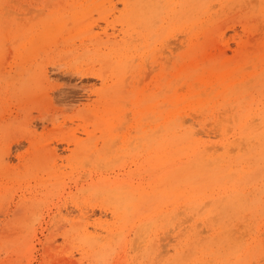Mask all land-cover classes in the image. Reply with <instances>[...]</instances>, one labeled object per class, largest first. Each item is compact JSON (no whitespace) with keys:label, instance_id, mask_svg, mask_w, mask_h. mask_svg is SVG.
<instances>
[{"label":"rangeland","instance_id":"obj_1","mask_svg":"<svg viewBox=\"0 0 264 264\" xmlns=\"http://www.w3.org/2000/svg\"><path fill=\"white\" fill-rule=\"evenodd\" d=\"M56 15L67 28L45 40ZM169 94L181 100L177 130L185 129L175 144L189 141L179 136L191 127L201 150H210L200 160L210 167L194 157L201 174L175 184L204 177L223 180L221 188L188 204L168 196L149 208L125 207L120 196L163 184L153 182L163 176L156 150L165 132L151 127L162 122L157 112L169 109ZM205 94L214 103L203 109ZM263 123L264 0H0V264H236L239 257L264 264ZM96 232L102 240L85 243L84 233Z\"/></svg>","mask_w":264,"mask_h":264},{"label":"bare ground","instance_id":"obj_2","mask_svg":"<svg viewBox=\"0 0 264 264\" xmlns=\"http://www.w3.org/2000/svg\"><path fill=\"white\" fill-rule=\"evenodd\" d=\"M130 1V0H129ZM194 1V0H193ZM183 3V2H182ZM195 3H196V1H195ZM146 4H148L147 2H146ZM205 4V3H204ZM243 4V3H242ZM140 5H143V4H140ZM174 5V4H173ZM188 5V4H187ZM199 5H201V4H196V6H199ZM216 5V4H215ZM131 6V5H130ZM144 6H146V5H144ZM150 6V5H149ZM153 6V5H152ZM159 5H155V7H158ZM181 6H183V5H180V7ZM133 7V6H132ZM135 7V6H134ZM147 7V6H146ZM154 7V6H153ZM153 7H151V8H153ZM201 7H202V5H201ZM206 7V6H205ZM215 7V6H214ZM130 8V7H129ZM164 8V7H163ZM203 8V7H202ZM139 9V8H138ZM154 9H157V8H154ZM154 9H152V10H154ZM162 8H160V7H158V10H161ZM165 9V8H164ZM56 10V9H55ZM58 10V9H57ZM157 10V11H158ZM166 10V9H165ZM192 10V9H191ZM190 10V11H191ZM196 10H198V9H196ZM195 10V11H196ZM142 11V10H141ZM145 11V10H144ZM172 11L173 12H176V10H174V9H172ZM189 11V12H190ZM61 12V11H60ZM160 12H162V11H160ZM173 12H172V14H173ZM188 12V13H189ZM53 13V12H52ZM57 13H59V11L57 12ZM57 13H53V14H57ZM141 12H139V14H140ZM147 13V12H146ZM157 13V12H156ZM159 13V12H158ZM163 13V12H162ZM191 13V12H190ZM192 13H194L193 11H192ZM191 13V14H192ZM42 14V13H41ZM60 14H62V13H60ZM78 14H81V13H78V12H75V13H72V15L74 16V17H78ZM142 14H143V12H142ZM148 14V13H147ZM150 14V13H149ZM171 14V13H170ZM177 14H178V12H177ZM177 14H176V16H177ZM196 14H199V13H196ZM83 15V14H82ZM85 15V14H84ZM141 15V14H140ZM139 15V16H140ZM155 15V14H154ZM159 15V17L161 16L160 15V13L158 14ZM168 15V14H167ZM194 14H192V16H193ZM50 17H52V15H49ZM56 16H58V15H56ZM173 16H175V15H173ZM175 16V17H176ZM179 16V15H178ZM190 16V15H189ZM189 16H187V17H189ZM50 17H49V19H50ZM62 16L61 15H59L57 18H59V19H54V21H53V24L51 25V27L49 28V30H47V32L45 33V35L43 36V38H45V40H49L48 38H51V37H53L56 33H59V32H62L65 28H67V26L64 28V24H63V21H62V18H61ZM66 17V16H65ZM69 17V16H68ZM84 17V16H83ZM131 17H132V15H131ZM141 18L143 17V15L142 16H140ZM191 17V16H190ZM197 17V16H196ZM52 18H54V17H52ZM80 18V17H79ZM169 18H171V17H169ZM177 18V17H176ZM198 18V17H197ZM167 19V18H166ZM175 19V18H174ZM174 19L172 18V20L174 21ZM46 20V19H45ZM48 20V19H47ZM144 20H145V18H144ZM193 20V19H192ZM167 21H168V19H167ZM137 22V21H136ZM142 22H143V19H142ZM166 22V21H165ZM170 23V22H169ZM43 24V23H42ZM70 24V23H69ZM137 25H136V27L138 26V23H136ZM179 24V22H178V20L177 21H175V22H173L172 23V25H171V27H169L168 28V31L169 30H171V28H174L175 26H177ZM44 25V24H43ZM140 25H142V24H140ZM164 26H165V24H164ZM139 27H141V26H139ZM145 27V26H144ZM48 28V27H47ZM69 28V27H68ZM157 28V27H156ZM177 28V27H176ZM138 29V28H137ZM166 29V28H165ZM167 30V29H166ZM158 31V30H157ZM162 30H160V32H161ZM170 32V31H169ZM162 33V32H161ZM163 33H165V32H163ZM120 34V33H119ZM158 34L159 33H157L156 35L158 36ZM163 35V34H162ZM162 37V36H161ZM116 40V42H117V38L115 39ZM113 43V42H112ZM118 44H119V42H118ZM118 46V45H117ZM114 50H115V48H113ZM112 52V51H111ZM166 53V52H165ZM126 54L127 53H125V55H120V57H117L118 58V68H124V66H126L125 64H126V62H128V60L126 61V58H127V56H126ZM112 55V54H111ZM129 58V57H128ZM109 63V62H108ZM174 68V67H173ZM175 69V68H174ZM119 70H122V69H119ZM124 70V69H123ZM173 72L175 71V70H172ZM128 72V71H127ZM46 73V72H45ZM31 74V73H30ZM167 74H170V76L172 77V78H176V75H175V72L174 73H167ZM46 76V75H45ZM169 76V75H168ZM167 76V77H168ZM50 77V76H49ZM195 77V76H194ZM46 78H47V76H46ZM45 78V79H46ZM129 78V77H128ZM197 80V79H196ZM42 81V79L41 80H39L38 82H39V84H40V82ZM166 81H167V79H166ZM203 81V80H202ZM163 83V82H162ZM167 83V82H166ZM172 83H173V80L172 79H170V80H168V85H172ZM224 83V82H223ZM165 85V84H164ZM173 86V85H172ZM195 87V86H194ZM160 88H163V87H160ZM221 88V87H220ZM165 89H163V91H164ZM215 90V89H214ZM225 90V89H224ZM174 91V90H173ZM207 91V90H206ZM205 91V92H206ZM220 91V90H219ZM169 92V91H168ZM166 93V92H165ZM176 93V92H175ZM204 93V92H203ZM213 94V93H212ZM170 95V94H169ZM168 95V97L167 96H165V97H167V101H165L166 102V104H169V109H167V110H165V111H158L157 112V115H158V117H160L161 119H162V122L161 123H157V122H155V124L154 125H152V127H151V130L153 129V130H155V132H156V130L158 131V132H165L164 133V135L162 136V139H160L159 141H158V144H159V149H157L156 150V153H157V156H156V158H157V162H158V167H159V169L161 170V172H162V177H160L158 180H155L154 182H153V185H158V183H160L161 184V182L163 183L162 185H161V187H154V186H152L151 188H152V190L150 191V192H146V193H142L141 192V194L140 195H138V194H136V193H134V191H130L129 192V195H128V197L127 196H120L119 198L121 199L120 200V202L122 203V205H125V207H126V205H130V206H133V205H138V209L137 210H139L140 209V207H142L143 206V208H149V206H151V205H153V204H151V202H153V200H157V201H159V200H161V204H163V202L166 200V198L168 197V196H170V199L168 200V202L169 201H173L174 200V202L175 201H177V200H180L181 198H185V201L187 202V201H192V200H199L200 198L202 199V197H201V193L203 192V191H205V190H214V187L215 186H217V188H221V187H219V186H221V182L223 181H220L219 179L217 180H213L212 182H210L209 184L207 183V184H205V182H208V181H205L204 180V177H202V179H199V180H202V184H199V185H195V183L193 182L194 180H190V181H192L191 183L189 182V184L186 186V188H184L182 185H181V183L180 184H175L176 183V181H177V179H179V177L181 178V177H183V176H185V175H190V174H192L193 176L195 175V174H197L198 176H199V174H201V173H197L198 172V164L196 163V161H194V157H199L200 156V159H199V161L202 159L203 160V155H205L206 153L205 152H207V153H209L210 152V150H209V152L207 151V149H206V151L203 149V150H201V146L199 145H197V142L198 141H196L195 139H193L192 138V133H190V131H188L191 127H189V129H186L187 131H185L184 133H182V134H184V135H181V136H179V138L180 139H182V138H186V139H188L189 141L186 143L185 142V144H183V146H181L180 145V143L179 144H175V142H176V139L175 138H177V136L179 135H177V132H183V130H185V129H181L182 128V124H179V126L181 127V128H179L178 130H177V128H178V119L180 118V108L179 107H181V106H179V104H181V100L179 99V98H177L176 97V94H174V95H170L169 96ZM207 97H206V99H202L201 101H200V103H199V105L203 108V109H205L206 108V104H209V103H211V102H213L214 103V100H211V99H209V97H208V94H205ZM209 95H211V93H209ZM216 96H218V94L216 95ZM184 96H180V98L182 99ZM218 99V98H217ZM166 100V99H165ZM190 100V99H189ZM163 101H164V99H163ZM199 101V99L197 100V102ZM189 102V101H188ZM187 102V103H188ZM195 101H193V102H191V104L192 103H194ZM190 103V102H189ZM162 104H164V103H162ZM165 104V105H166ZM198 104V103H197ZM196 104V105H197ZM159 105H161V103H159ZM165 105H164V108H165ZM193 105V104H192ZM187 106V105H186ZM161 107H163L162 105L159 107V108H161ZM168 107V106H167ZM185 107V106H184ZM188 107V106H187ZM194 107V106H193ZM191 108V107H190ZM208 108H210V107H208ZM184 109V108H183ZM182 109V110H183ZM195 109V108H194ZM196 110V109H195ZM222 110V109H221ZM192 111H194V110H192ZM207 111H208V109H207ZM206 111V112H207ZM210 111V110H209ZM197 112V111H196ZM211 112V111H210ZM139 113V112H138ZM181 113H182V111H181ZM209 114V113H208ZM228 114H229V112H228ZM250 114V113H249ZM257 114V113H256ZM218 115V114H217ZM248 115V114H247ZM247 115L245 116V118L247 117ZM262 115V114H261ZM234 116V115H233ZM182 117V116H181ZM184 117V116H183ZM196 117V116H195ZM200 117V116H199ZM197 118V117H196ZM225 118H229L228 116H226ZM232 118V117H231ZM234 118V117H233ZM244 118V117H243ZM242 118V119H243ZM185 119V118H184ZM189 119V118H188ZM239 119H240V117H239ZM252 119V118H251ZM254 119V118H253ZM252 119V120H253ZM197 120H199L198 118H197ZM218 120H220V119H218ZM244 120V119H243ZM256 119H254L253 121H255ZM259 120V119H258ZM182 121V120H181ZM184 121V120H183ZM182 121V122H183ZM221 121L222 122H224V121H226V120H222L221 119ZM233 121V120H232ZM236 121V120H235ZM239 121H241V119L239 120ZM244 121H247V120H244ZM251 121V120H250ZM253 121H251V123L253 122ZM257 121V120H256ZM256 121H255V123H256ZM260 122H261V120H259ZM160 122V121H159ZM179 122H180V119H179ZM217 122V121H216ZM249 122V121H248ZM188 123V122H187ZM199 123H200V121H199ZM219 123V122H218ZM227 123V122H226ZM225 123V124H226ZM241 123V122H240ZM239 123V124H240ZM254 123V122H253ZM183 124H185V121H184V123ZM229 124V123H228ZM242 124H243V122H242ZM264 124V123H263ZM217 125V124H216ZM248 125V124H247ZM235 126V125H234ZM245 126V125H244ZM251 126V125H250ZM184 127V126H183ZM217 127H220V126H217ZM249 127V126H248ZM255 127V126H254ZM257 127V126H256ZM214 128V130H216L215 129V127H213ZM225 128H229V127H225ZM235 128V127H234ZM247 128V127H246ZM181 129V130H180ZM233 129V128H232ZM261 130H262V128H261ZM220 130H218V132H219ZM230 131H231V129H230ZM262 131H264V129L262 130ZM225 132H226V130H225ZM35 133V132H34ZM195 133H197V132H195ZM229 133V132H228ZM192 134V135H191ZM216 134V133H215ZM261 134V133H260ZM264 134V133H263ZM208 135H209V133H208ZM254 135H255V133H254ZM151 136V135H150ZM185 136V137H184ZM227 136V135H226ZM251 136V135H250ZM257 136V135H256ZM259 136V135H258ZM262 136V135H261ZM202 137V136H201ZM205 137V136H204ZM209 138H210V135L208 136ZM246 137V136H245ZM253 137V136H252ZM255 137V136H254ZM111 138V137H110ZM232 138V137H231ZM241 138H242V136H241ZM257 138V137H256ZM263 138V137H262ZM244 139V138H243ZM258 139V138H257ZM203 140V139H202ZM201 140V141H202ZM224 140H226V139H224ZM232 140V139H231ZM235 140V139H234ZM250 139H248V140H246L245 139V141H249ZM187 141V140H186ZM204 141H206V140H204ZM260 141H262V140H260ZM178 142H180V141H178ZM209 142V141H208ZM223 142V141H222ZM242 142V141H241ZM240 142V143H241ZM252 142V141H251ZM254 143H255V141H253ZM199 143V142H198ZM219 143H220V141H219ZM264 143V142H263ZM207 144V143H206ZM218 144V143H217ZM216 144V145H217ZM245 144H246V142H245ZM248 144V143H247ZM259 144H261V143H258L257 145H259ZM79 145V144H78ZM115 145V144H114ZM113 145V146H114ZM178 145H180V146H178ZM202 145V144H201ZM212 145V144H211ZM222 145H226V148H228V145H229V142H226V141H224L223 143H222ZM242 145V144H241ZM240 144H239V146H241ZM251 146H253V145H250V147ZM79 147V146H78ZM207 147V146H206ZM213 146H211V148H212ZM215 147V146H214ZM213 147V148H214ZM255 147V146H254ZM261 147V146H260ZM81 148H85V147H81ZM205 148V147H204ZM212 148V149H213ZM218 148V147H217ZM217 148H215V150L217 149ZM240 148H242V147H240ZM243 148H244V146H243ZM256 148H257V146H256ZM230 149V148H229ZM234 149H236V148H234ZM253 149V148H252ZM255 149V148H254ZM258 149H259V147H258ZM262 149H263V147H262ZM79 150V149H78ZM88 150V149H87ZM90 150H91V148H90ZM227 150V149H226ZM225 150V151H226ZM83 151H84V149H83ZM83 151H81V152H83ZM212 151V150H211ZM217 151V150H216ZM219 151V150H218ZM228 151H230V150H228ZM232 151V150H231ZM242 151L244 152V149H242ZM248 151H250V153H251V150H250V148H249V150ZM254 151V150H253ZM252 151V152H253ZM234 152H237V151H234ZM264 152V151H263ZM263 152H259L257 155H262V153ZM85 153V152H84ZM119 153V152H118ZM203 153H205V154H203ZM214 153V152H213ZM238 153H240V150H239V152ZM238 153H237V155H238ZM248 153V152H247ZM220 154H222V153H220ZM230 154V153H229ZM249 154V153H248ZM248 154L246 155H244V156H248ZM252 154V153H251ZM180 155H184L183 157H185V155H187V161L186 162H183V161H181V160H179V159H181L182 157L180 156ZM242 153H241V157L240 158H243L242 156ZM256 155V156H257ZM202 156V157H201ZM212 156V155H211ZM220 156V155H219ZM221 156H223V155H221ZM228 156V155H227ZM235 156V155H234ZM238 156H240V154L238 155ZM237 156V157H238ZM209 157V156H208ZM213 157H215V156H213ZM224 157V156H223ZM229 157V156H228ZM231 157V156H230ZM233 157V156H232ZM231 157V158H232ZM236 157V156H235ZM251 156H249V158H250ZM20 158V157H19ZM217 158V157H216ZM219 158V157H218ZM245 158V157H244ZM258 158V157H257ZM257 158H254V161H255V159H257ZM264 158V157H263ZM220 159V158H219ZM234 159V158H233ZM253 159V157L251 158V160ZM212 160V159H211ZM222 160V159H221ZM220 160V161H221ZM227 160H230V159H227ZM259 160V159H258ZM205 161V160H204ZM218 161V160H217ZM231 161V160H230ZM239 161V160H238ZM248 161V160H247ZM250 161V160H249ZM156 162V161H155ZM201 162V161H200ZM209 162V161H208ZM214 162V161H213ZM226 162V161H225ZM242 162H244L243 160H242ZM183 163H185V164H187L186 166L184 165L183 166ZM201 163H204L203 161L201 162ZM220 163H222V162H220ZM218 164L217 162H216V165L215 166H217V164H218V166H220L221 164ZM240 163V162H239ZM245 163V162H244ZM258 163H260V162H258ZM196 164H197V166H196ZM212 164V163H211ZM232 164V163H231ZM230 164V165H231ZM235 164V163H234ZM247 164V163H246ZM204 165H206L207 166V168L208 167H210L211 165H208V163L207 164H205L204 163ZM213 165V164H212ZM229 165V164H228ZM227 164L225 165V166H228ZM236 165V164H235ZM262 166H263V164H261ZM214 166V165H213ZM222 167L224 166V165H221ZM199 167H201V165L199 166ZM229 167V166H228ZM232 167V166H231ZM231 167H229V168H231ZM235 167V166H234ZM206 168V167H205ZM213 168H215V167H213ZM217 168V167H216ZM225 169L227 168V167H224ZM223 168V169H224ZM220 169H222L221 167H220ZM229 170V169H228ZM225 171V170H224ZM223 171V172H224ZM231 171V170H230ZM261 171H262V169H261ZM205 172V171H204ZM214 172H216V171H214ZM218 172H219V170H218ZM239 172V171H238ZM253 172V171H252ZM251 172V173H252ZM208 173V172H207ZM210 173H212V174H210ZM227 173V172H226ZM233 173V172H232ZM242 173V172H241ZM262 173V172H261ZM205 174H206V172H205ZM209 175H213V171L211 172H209L208 173ZM228 175L230 174V172L229 173H227ZM226 174V175H227ZM235 174V173H234ZM237 174V173H236ZM250 174V173H249ZM254 174V173H253ZM204 174H202V176H203ZM209 175H206V176H209ZM224 176V173L223 174H221V176ZM233 175V174H232ZM246 175V174H245ZM252 175V174H251ZM262 176H263V174H261ZM173 177L172 179H174V180H172V181H170V177ZM205 176V177H206ZM215 176V175H214ZM231 176V175H230ZM229 176V177H230ZM236 176V175H235ZM258 176V175H257ZM216 177H220V176H216ZM215 177V178H216ZM227 177V176H226ZM193 178V177H192ZM223 178V177H222ZM221 178V179H222ZM241 178H243V176L241 177ZM183 179V178H182ZM209 179V178H208ZM208 179H206V180H208ZM211 179H213V178H211V176H210V180ZM224 180H226V179H224ZM238 180H240V179H238ZM245 180V179H244ZM250 180V179H249ZM185 181V180H184ZM229 181V180H228ZM232 181H233V178H232ZM241 181V180H240ZM247 181V180H246ZM243 182V181H242ZM225 183H226V181H225ZM241 183V182H240ZM246 183V182H245ZM249 183V182H248ZM247 183V184H248ZM115 184H117V187H118V185L119 186H123V184H124V182H117V183H115ZM197 184V183H196ZM234 184V183H233ZM150 185H152V184H150ZM186 185V184H185ZM237 184H235V186H236ZM240 185V184H239ZM245 185V184H244ZM111 186V185H110ZM115 186V185H114ZM129 186V185H128ZM131 186V185H130ZM164 186H166L165 187V189L164 190H158V189H161V188H163ZM223 186V185H222ZM224 186H225V184H224ZM223 186V187H224ZM227 186H229V185H226V188L225 189H227L228 187ZM238 186V185H237ZM116 187V188H117ZM113 188V187H112ZM150 188V187H149ZM203 188H204V190H203ZM257 188V187H256ZM106 189V188H105ZM223 189V188H222ZM234 189V187L233 188H231V190H233ZM245 189V188H244ZM258 189V188H257ZM138 190V189H137ZM158 190V191H157ZM228 190V189H227ZM230 190V191H231ZM217 191H218V189H217ZM222 191V190H221ZM220 191V192H221ZM229 191V190H228ZM248 191V190H247ZM264 192V191H263ZM218 193V192H217ZM238 193V192H237ZM255 193V192H254ZM204 194H206V193H203V195ZM209 194V193H208ZM221 194V193H220ZM222 195V194H221ZM224 195V194H223ZM228 195V194H227ZM232 195V194H231ZM247 195V194H246ZM245 195V196H246ZM256 195H258V194H256ZM261 195V194H260ZM207 196V195H206ZM219 196V195H218ZM243 196V195H242ZM204 197V196H203ZM231 197V196H230ZM249 197V196H248ZM258 197V196H257ZM206 198V197H205ZM236 198H237V196H236ZM239 198V197H238ZM242 198V197H241ZM249 198H251V197H249ZM255 198V197H254ZM173 199V200H172ZM220 199H223L224 200V198H220ZM247 199V198H246ZM241 200V199H240ZM259 200V199H258ZM116 201V200H115ZM156 201V202H157ZM155 202V201H154ZM178 202V201H177ZM195 202H197V201H195ZM221 202V201H220ZM240 202V201H239ZM254 202V201H253ZM176 203V202H175ZM179 203V202H178ZM182 203V202H181ZM194 203V202H193ZM198 203H199V201H198ZM202 203H205V202H202ZM208 203V202H207ZM215 203V202H214ZM161 204L159 205V207H158V209L160 208V206H161ZM177 204V203H176ZM186 204H188V202L186 203ZM185 204V205H186ZM216 204V203H215ZM219 204V203H218ZM243 206H246L247 208H249L250 207V205H248V201L246 202V200L245 201H242V203H241ZM254 204V203H253ZM155 205V204H154ZM222 205H225L224 203L222 204ZM171 206H173V205H171ZM175 206V205H174ZM179 206V205H178ZM203 206H204V204H203ZM188 207V206H187ZM198 207V206H197ZM224 207V206H223ZM227 207V206H226ZM245 207V208H246ZM264 207V206H263ZM129 208V207H128ZM163 208V207H162ZM161 208V209H162ZM174 208V207H173ZM175 208H177V207H175ZM174 208V209H175ZM183 208V207H182ZM191 208V207H190ZM201 208V207H200ZM215 208H216V205H215ZM154 209H155V206H154ZM179 209V208H178ZM183 209H185V208H183ZM192 209V208H191ZM195 209V208H194ZM199 209V208H198ZM202 209V208H201ZM201 209H199V211L201 210ZM203 209H205L204 207H203ZM147 210V209H146ZM247 210V209H246ZM117 211V210H116ZM115 211V212H116ZM135 211H136V209H135ZM152 211H155V210H152ZM152 211H151V213H152ZM158 211V210H157ZM184 211H186V209L184 210ZM188 211V210H187ZM197 211V210H196ZM195 211V212H196ZM211 211V210H210ZM209 211V212H210ZM138 212V211H137ZM150 212V211H149ZM176 212V210L174 211V213ZM203 212V211H202ZM136 213V212H135ZM169 213V215L171 214V212H168ZM168 213H166V214H168ZM178 213H181V212H178ZM201 213V212H200ZM199 213V214H200ZM204 213V212H203ZM212 213V212H211ZM238 213V212H237ZM123 214V213H122ZM122 214H117V213H115V217L117 218V219H123L122 217H123V215ZM137 214V213H136ZM164 214V213H163ZM162 214V215H163ZM177 214V213H176ZM191 214H192V212H191ZM196 214V213H195ZM198 214V213H197ZM202 214V213H201ZM220 214V213H219ZM114 215V214H113ZM135 215V214H134ZM133 215V216H134ZM148 215V214H147ZM149 215H150V213H149ZM152 215H154V214H152ZM177 215H179V214H177ZM183 215V214H182ZM194 215V214H193ZM137 218H138V216L137 215H135ZM135 216H134V218H135ZM151 216V215H150ZM155 216V215H154ZM174 216H176V215H174ZM180 216V215H179ZM209 216V215H208ZM215 216V215H214ZM147 217V216H146ZM164 217V216H163ZM162 217V218H163ZM199 217H200V215L198 216V219H199ZM202 217V216H201ZM201 217H200V219H201ZM245 217V216H244ZM243 217V218H244ZM140 218V217H139ZM151 218V217H150ZM161 218V217H160ZM160 218H158L159 220H160ZM168 218V217H167ZM171 218V217H170ZM174 218L175 217H173V219L172 220H174ZM214 218V217H213ZM231 218V217H230ZM246 218V217H245ZM125 219V218H124ZM144 219V218H143ZM176 219H178V216H177V218ZM221 219V218H220ZM138 220V219H137ZM142 220V219H141ZM150 220V219H149ZM154 220V219H153ZM162 220V219H161ZM169 220V219H168ZM171 220V219H170ZM182 220V219H181ZM190 220V219H189ZM147 221V220H146ZM157 221V220H156ZM165 221V220H164ZM186 221H187V219H186ZM203 221V220H202ZM204 221H205V219H204ZM212 221V220H211ZM228 221V220H227ZM123 222V221H122ZM142 222H144V221H142ZM149 222V221H148ZM158 222V221H157ZM156 222V223H157ZM171 222V221H170ZM177 222H178V220H177ZM184 222V221H183ZM223 222V221H222ZM137 223V222H136ZM154 223V222H153ZM152 223V224H153ZM164 223V222H163ZM172 223V222H171ZM186 223V222H185ZM220 223V222H219ZM144 224V223H143ZM143 224L142 225H140V226H143ZM158 224V223H157ZM199 224V223H198ZM198 224H196V225H198ZM205 224V223H204ZM149 225H151V223L149 224ZM164 225V224H163ZM186 225V224H185ZM200 225V224H199ZM152 226V225H151ZM155 226V225H154ZM206 226V225H205ZM235 226V225H234ZM148 227V226H147ZM150 227V226H149ZM156 227V226H155ZM158 227V226H157ZM177 227H178V225H177ZM197 227V226H196ZM236 227V226H235ZM109 228V227H108ZM111 228V227H110ZM140 228H142V227H140ZM144 228V227H143ZM197 228H199V226L197 227ZM197 228H196V230H197ZM238 228V227H237ZM241 228V227H240ZM120 229V228H119ZM118 229V230H119ZM175 229H176V227H175ZM195 229V228H194ZM96 230H97V228H96ZM99 230H103V228H100ZM140 230V229H139ZM182 230V229H181ZM180 230V231H181ZM203 231L202 232H205L204 231V228L202 229ZM234 230V229H233ZM233 230H232V232H233ZM252 230V229H251ZM111 230L110 229H107L106 231H104V232H107V233H109ZM115 231V230H114ZM146 231H148V230H146ZM153 231V230H152ZM189 231H190V229H189ZM208 231H210L209 229H208ZM226 231V230H225ZM249 231V230H248ZM100 232V231H99ZM122 232V231H121ZM137 232V231H136ZM173 232V231H172ZM171 232V233H172ZM201 232V231H200ZM201 232V233H202ZM252 232H253V230H252ZM111 233V232H110ZM116 233V232H115ZM139 233H140V231H139ZM142 233H143V230H142ZM175 233V232H174ZM198 233V232H197ZM201 233H198V234H201ZM84 234H86V235H84L83 236V238L86 240L85 241V243H87V242H89V241H91L92 239L94 240V239H101V238H99L98 236H99V234L100 233H98V232H96V234L97 235H95V236H93V235H90V234H87V233H84ZM112 235H113V233H111ZM125 234V233H124ZM141 234V233H140ZM144 234V233H143ZM142 234V235H143ZM146 234H147V232H146ZM149 234V233H148ZM166 234V233H165ZM164 234V235H165ZM196 234V233H195ZM224 234V233H223ZM167 235H169V234H167ZM166 235V236H167ZM188 235V234H187ZM241 235V234H240ZM102 236V235H101ZM110 236V235H109ZM195 236H197V235H195ZM194 236V237H195ZM106 237V236H105ZM111 237V236H110ZM139 237H141V236H139ZM138 237V238H139ZM244 237V236H243ZM242 237V238H243ZM264 237V236H263ZM177 238V237H176ZM175 238V239H176ZM189 238V237H188ZM205 238V237H204ZM235 238V237H234ZM241 238V239H242ZM257 238V237H256ZM79 239H81V238H79ZM104 239V238H103ZM121 239V238H120ZM160 239H161V237H160ZM163 239V238H162ZM195 239V238H194ZM229 239V238H228ZM92 240V241H93ZM102 240V239H101ZM105 240V239H104ZM126 240V239H125ZM135 240H137V237L135 236ZM142 240H143V238H142ZM181 240V239H180ZM213 240V239H212ZM236 240V239H235ZM146 241H148V240H146ZM145 241V242H146ZM193 241V240H192ZM228 241V240H227ZM226 241V242H227ZM81 242V241H80ZM82 242H83V240H82ZM151 242V241H150ZM173 242V241H172ZM194 242V241H193ZM200 242H202V241H200ZM210 242V241H209ZM215 242V241H214ZM264 242V241H263ZM96 243H99V242H97L96 241ZM192 243V242H191ZM211 243V242H210ZM149 244V243H148ZM184 244V243H183ZM188 244V243H187ZM195 244V243H194ZM247 244H248V242H247ZM134 246H135V244H133ZM138 245H139V243H138ZM161 245V244H160ZM225 245V244H224ZM243 245V244H242ZM241 245V246H242ZM94 246V245H93ZM169 246V245H168ZM195 246H196V244H195ZM194 246V247H195ZM198 246V245H197ZM208 246H209V244H208ZM223 246V245H222ZM164 247H165V245H164ZM163 247V248H164ZM239 247V246H238ZM198 248V247H197ZM204 248V247H203ZM240 248V247H239ZM243 248H244V246H243ZM192 249V248H191ZM195 249V248H194ZM248 249V248H247ZM188 250V249H187ZM205 250V249H204ZM162 251V250H161ZM168 251V250H167ZM180 252V251H179ZM186 252V251H185ZM217 252V251H216ZM236 252V251H235ZM241 252V251H240ZM243 252V251H242ZM247 252V251H246ZM160 253V252H159ZM161 253H163V251L161 252ZM161 253L158 255V256H160L161 255ZM189 254H190V251L188 252ZM205 253V252H204ZM217 253H219V252H217ZM233 253H234V251H233ZM151 254V253H150ZM184 254V253H183ZM183 254H182V256H183ZM241 254V253H240ZM239 254V255H240ZM243 254V253H242ZM229 255V254H228ZM213 256V255H212ZM222 256V255H221ZM232 256V255H231ZM203 257V256H202ZM204 257H206V256H204ZM211 257V256H210ZM214 257V256H213ZM226 257V256H225ZM243 257V256H242ZM254 257V256H253ZM179 258H180V253H179ZM195 258V257H194ZM189 259V258H188ZM219 259V258H218ZM221 259V258H220ZM233 259V258H232ZM238 259V261H237V263L236 264H241V262H240V257L239 258H237ZM236 259V260H237ZM181 260H182V258H181ZM205 260V259H204ZM212 260V259H211ZM214 260V259H213ZM216 260V259H215ZM179 261V260H178ZM195 261H199V260H195ZM206 261H207V259H206ZM228 261V260H227ZM188 262V261H187ZM191 262V261H190ZM210 262V260L208 261V263ZM221 262H222V260H221ZM221 262H219V263H221ZM232 263V262H231ZM159 264V263H158ZM183 264V263H182ZM187 264H189V263H187ZM193 264V263H192ZM198 264H200V263H198ZM252 264V263H251Z\"/></svg>","mask_w":264,"mask_h":264},{"label":"snow or ice","instance_id":"obj_3","mask_svg":"<svg viewBox=\"0 0 264 264\" xmlns=\"http://www.w3.org/2000/svg\"><path fill=\"white\" fill-rule=\"evenodd\" d=\"M68 87L70 88V87H71V85H68Z\"/></svg>","mask_w":264,"mask_h":264}]
</instances>
